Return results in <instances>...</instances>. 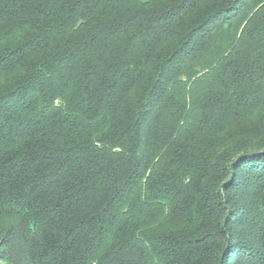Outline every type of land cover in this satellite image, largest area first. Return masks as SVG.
<instances>
[{
    "label": "trees",
    "instance_id": "16d2710c",
    "mask_svg": "<svg viewBox=\"0 0 264 264\" xmlns=\"http://www.w3.org/2000/svg\"><path fill=\"white\" fill-rule=\"evenodd\" d=\"M0 264H264V0H0Z\"/></svg>",
    "mask_w": 264,
    "mask_h": 264
}]
</instances>
